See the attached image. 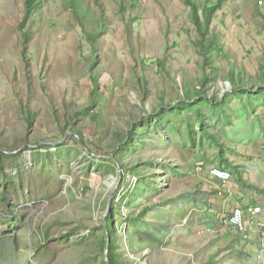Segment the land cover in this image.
<instances>
[{"label": "rangeland", "instance_id": "rangeland-1", "mask_svg": "<svg viewBox=\"0 0 264 264\" xmlns=\"http://www.w3.org/2000/svg\"><path fill=\"white\" fill-rule=\"evenodd\" d=\"M27 1L0 0V264H105L111 196L112 246L128 264H264L258 238L224 219L220 231L199 225L208 175L193 169L223 153L264 184V95L224 98L234 69L259 86L264 0L221 4L208 67L185 0ZM193 1L201 14L218 2ZM203 92L224 98L225 116L197 101ZM195 101L222 149L203 137ZM116 148L124 173L99 161Z\"/></svg>", "mask_w": 264, "mask_h": 264}, {"label": "trees", "instance_id": "trees-1", "mask_svg": "<svg viewBox=\"0 0 264 264\" xmlns=\"http://www.w3.org/2000/svg\"><path fill=\"white\" fill-rule=\"evenodd\" d=\"M227 0H218L217 4H206L205 7L202 9V14H201V9L199 8V6L193 1V0H185V2L191 7L192 9V20L194 21V24L196 26L197 31L199 32L202 41L199 43V45L203 46L204 45V41H209V45L207 50H204V52H202V54L205 57V62L207 67L210 65V63L212 62V59L214 57V50L217 49L218 47H215V43L218 42L219 38L216 35H211L210 36V25L212 22V17L215 14L216 11H218L221 7V4L223 2H225ZM28 5L29 7L33 6L35 3V0H28ZM262 68V73L260 75V80L259 82H252L253 84H259L258 87L256 88H252V87H248L249 84H251V82H249L248 78L246 75H243L241 71H238L237 69L233 70V72H231L229 80L230 83L232 85V88L230 90V92L226 93L224 95V98H228L231 97L233 94L236 93H240L242 91H247L250 93H253L255 91H257L256 94L263 96L264 95V61L263 64L261 66ZM94 79V83H97V80L95 79V77H92ZM211 80V76L208 75L207 73H205V76L203 78L204 84H203V89H206V85H208L209 81ZM97 92V90L95 89L93 91V94H95ZM186 96L189 99H184L178 102L177 107L178 108H182L185 107L186 105H188V103H191V96L189 95V92L186 93ZM201 100H197L200 101L210 107H214L215 110H218L219 114H221V116H225L226 115V106L228 105L226 102L223 101V99L220 100H213L212 98L208 97L204 92L202 94L199 95ZM194 101V100H193ZM197 101L192 102L193 105H195V107L200 103H198ZM197 111L199 116L201 117V110L200 107L197 106ZM228 119V118H227ZM201 125H202V133H203V137L207 138L208 140L215 142L217 144V147L219 149L223 148V144L221 143L219 137L216 135L215 132H213L212 130H210V128H206L205 127V120L201 117ZM73 133V132H72ZM64 137L67 135L66 133L63 134ZM191 138L194 137L193 132L191 131ZM73 139L75 142H83L86 143L84 136L82 135V133H73V135L69 136L68 139ZM88 145L89 142H88ZM115 154H114V160H109V158H105V157H101L99 159V161H103V162H109L110 164L114 165H118L120 166L122 173H124L125 168L122 166V160H121V156L118 152V149L116 148L115 150ZM220 153V151H219ZM221 157H222V161L224 162V164H226L228 166V168L232 171V173L236 174L239 177V182L240 184L245 185L246 181L243 179L242 175H243V170L241 169L239 164H233L230 163L227 159V157L221 153ZM205 160V159H204ZM228 163V164H227ZM115 167V166H114ZM220 168V167H219ZM195 169V167H194ZM222 169V168H221ZM227 170V169H226ZM229 170V171H230ZM195 172H197V170H194ZM230 171V172H231ZM231 173V174H232ZM136 175H140V173L138 171H135ZM146 185H148L147 183H145ZM121 185V184H120ZM112 205H116V200L115 197L112 199ZM131 218V217H129ZM112 219L111 216H108L106 218V224H107V228H105V226L102 225L101 227L104 228V231H106V235L105 238L102 240L101 242V248H105L107 247V231L110 234L111 237V223ZM111 246H109L108 249V263L109 264H128L126 261H123L121 258L120 254H116L114 253V247L112 246V237H111ZM107 261L105 260V264H108Z\"/></svg>", "mask_w": 264, "mask_h": 264}, {"label": "crops", "instance_id": "crops-1", "mask_svg": "<svg viewBox=\"0 0 264 264\" xmlns=\"http://www.w3.org/2000/svg\"><path fill=\"white\" fill-rule=\"evenodd\" d=\"M215 160H217V161H215L214 165H212V166H209L212 164L211 161L206 160L209 168L220 167L222 169H227L223 166H219L220 162L224 166L226 165V164H224L222 159L219 160L217 158ZM229 162L233 163L231 161H229ZM237 163L240 165L241 169L243 170L242 177L246 181L245 185L241 184V186L243 188L238 183H236V181H233V180H231L227 184H222L220 181L210 178V176L208 175V169H205L202 171V172L205 171L207 173L208 179L206 181L200 182V184H197V185H199V188L202 191L196 190V192H197L196 195L199 197V199H197L198 209L200 210L199 212L204 213V214H208V217L200 218V220L198 219L197 222L199 223V225L203 226L204 228L212 227L215 230L220 231V228H223V224L226 223V225H227V219L232 214L233 210L240 207L243 210H245L244 211L245 212V221H246L247 227L249 228L248 229V236L249 237L254 236V237L258 238L259 241L263 245V243H264V228L258 229V230H254L253 228H251V226H250L251 216L246 212V209L248 207H260L262 209V213L258 214L257 218L255 220L261 221L264 223V186H262L264 184H262L261 186L258 185L256 182H254L255 180L253 179V177H252L251 182H247V181H250L247 178V176L244 177L245 175L248 174L247 173V167L244 166V164L242 162H237ZM233 164H235V163H233ZM261 166L264 168V164L263 165L261 164ZM193 169H194V167H193ZM227 170H229V169H227ZM261 172L263 173L261 175H264V170H261ZM198 173L200 174L201 172H198ZM250 184H255V187H256V189H254L255 191L251 190L252 185H250ZM205 189H207V190H205ZM203 191H206V192H203ZM202 192H203V194L207 193L206 195L209 196L207 198V200L200 198V196L202 195ZM255 199L257 200L256 203H254V201H253ZM223 219H224V221H223ZM222 221H223V224H222ZM229 228H231V227H229ZM231 231L236 233L238 238H240L241 240L243 239L241 234H239L237 230L231 228Z\"/></svg>", "mask_w": 264, "mask_h": 264}, {"label": "built area", "instance_id": "built-area-1", "mask_svg": "<svg viewBox=\"0 0 264 264\" xmlns=\"http://www.w3.org/2000/svg\"><path fill=\"white\" fill-rule=\"evenodd\" d=\"M195 169L199 172H202L205 169H208V175L210 178L214 180L220 181L222 184L229 183L233 175L229 170L221 169L219 167H211L209 168L206 160L202 159L200 162L195 163ZM245 210L242 208H236L233 210L232 214L227 219V225L235 230L238 231L239 234H241L242 238L244 240H247L249 238L248 236V227L246 225L245 221ZM246 212L251 216L250 220V226L254 230L262 229L264 228V223L261 221H256L258 214L262 213V209L260 207H248L246 209Z\"/></svg>", "mask_w": 264, "mask_h": 264}, {"label": "water", "instance_id": "water-1", "mask_svg": "<svg viewBox=\"0 0 264 264\" xmlns=\"http://www.w3.org/2000/svg\"><path fill=\"white\" fill-rule=\"evenodd\" d=\"M36 148H38V147H36ZM101 157H105L106 158V156H101ZM109 159L111 158V157H108ZM120 177H121V174H120ZM121 180V179H120ZM120 183V182H119ZM113 195V194H112ZM112 199H113V197L111 196L110 197V200H109V203H108V206H107V211H106V213H105V215H104V225L106 226V217H107V214H108V211L110 210V207H111V204H112ZM110 243H111V237H110V235H109V233L107 232V247H106V250H105V255H106V257H107V255H108V249H109V246H110ZM107 263H108V257H107ZM109 264V263H108Z\"/></svg>", "mask_w": 264, "mask_h": 264}, {"label": "bare ground", "instance_id": "bare-ground-1", "mask_svg": "<svg viewBox=\"0 0 264 264\" xmlns=\"http://www.w3.org/2000/svg\"><path fill=\"white\" fill-rule=\"evenodd\" d=\"M200 161H201V160H200ZM200 161H199V162H200Z\"/></svg>", "mask_w": 264, "mask_h": 264}]
</instances>
